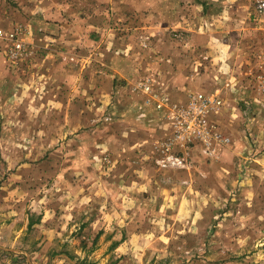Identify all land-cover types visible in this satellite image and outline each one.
<instances>
[{"label":"rangeland","instance_id":"374dc122","mask_svg":"<svg viewBox=\"0 0 264 264\" xmlns=\"http://www.w3.org/2000/svg\"><path fill=\"white\" fill-rule=\"evenodd\" d=\"M205 1L0 0V264H264V0ZM198 94L213 140L163 167Z\"/></svg>","mask_w":264,"mask_h":264},{"label":"built area","instance_id":"2783aa9c","mask_svg":"<svg viewBox=\"0 0 264 264\" xmlns=\"http://www.w3.org/2000/svg\"><path fill=\"white\" fill-rule=\"evenodd\" d=\"M261 12L264 13V2L260 5ZM18 34L15 32L6 33L0 29V38H7L11 41H16ZM16 49H21L22 44L17 43ZM147 92L152 90L150 85H145ZM220 100H214L211 97H206L203 94L195 95L189 101L186 108H177L174 110L175 116V135L173 139L164 145V157L158 160V163L163 167L185 168L187 166V149L186 154L181 155L173 152V148L177 143L183 146L213 140L211 135V127L208 120V112L212 105H221ZM162 105H160V108ZM184 147V148H185ZM207 152H210L208 150Z\"/></svg>","mask_w":264,"mask_h":264},{"label":"crops","instance_id":"0c3cea01","mask_svg":"<svg viewBox=\"0 0 264 264\" xmlns=\"http://www.w3.org/2000/svg\"><path fill=\"white\" fill-rule=\"evenodd\" d=\"M229 1L234 2V3H219L216 0H208V1L204 2V4H207V6H209L211 8V12L209 14H211L213 16H210L208 18H213V22H211V23L214 26L217 27L218 23L222 24L224 22L223 18H226V17H224V14H223V12L221 10H217V8H221L222 7L221 4H224L225 7H227L229 5V8H232V9L235 8L234 5L238 4L237 3L238 0H229ZM136 2L137 1H135L134 3H108V6H112L115 11L119 12L118 14L125 15L127 11H133L134 9L137 10V9H139L141 7V3H136ZM155 4L157 5L158 3H155ZM230 4H232V5H230ZM142 8H143V6H142ZM174 8H175V3H170L169 9L171 10V16L168 19V22H169V24H171V23L173 24L174 23L173 25L179 24V27H180L182 24L186 23L187 20H186L185 17L182 18V20H181L182 22H180L179 20L175 19L176 18L175 17L176 16V12H174ZM212 13H214V14H212ZM118 14H117V16H118ZM227 19H230L231 20L230 23H233L232 20L235 19V16L234 15H230L229 17H227ZM175 22H178V23H175ZM205 23L207 24L208 21H206ZM227 23H229V22H227ZM196 32H195V34L190 35L188 39L186 37L182 38L183 43L181 44V46H183V48H184L183 50L185 52L189 53L190 50L195 52L198 48L201 47V51H200L201 55H205V56L206 55H208V56H218V55H220L221 57H223V55L226 52H224L225 49H223L222 46L226 45V42H228V41L226 40V37L224 39V36H223L222 32H220V33L219 32H215V33H210V34L209 33H205L203 31L202 32L198 31L197 34H196ZM200 36H203V37H200ZM176 46H177V48H176ZM173 48H174V49H172V55L173 56L178 55L179 52H180V54L182 53V50H179V47H178V45L176 43L173 44ZM172 135H173V132H172L171 129H166L165 132L162 133L163 137H171ZM163 139H165V138H163ZM158 146L159 145H157V147H156V151H155L154 148L152 149L153 153L154 152L158 153ZM7 200H10V199L7 198Z\"/></svg>","mask_w":264,"mask_h":264}]
</instances>
